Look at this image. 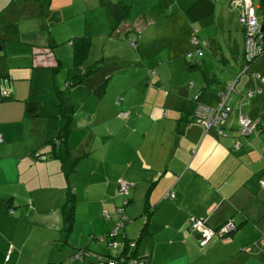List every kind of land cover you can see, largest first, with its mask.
Masks as SVG:
<instances>
[{"label":"crops","instance_id":"crops-1","mask_svg":"<svg viewBox=\"0 0 264 264\" xmlns=\"http://www.w3.org/2000/svg\"><path fill=\"white\" fill-rule=\"evenodd\" d=\"M251 3L262 20L264 0ZM200 15L183 0H0V264L126 251L100 240L116 225L120 180L132 184L122 232L139 264H264V58L242 74L244 25L243 51L223 44L231 58L217 37L188 56ZM234 80L224 133L207 130L194 96L215 106ZM241 114L260 120L250 135ZM191 216L238 229L202 246Z\"/></svg>","mask_w":264,"mask_h":264},{"label":"built area","instance_id":"built-area-1","mask_svg":"<svg viewBox=\"0 0 264 264\" xmlns=\"http://www.w3.org/2000/svg\"><path fill=\"white\" fill-rule=\"evenodd\" d=\"M232 6L234 8H240L241 13L239 21L244 25L246 30L242 74H247L249 73L250 65L254 61L259 58H264V17L262 20L258 18L251 0H232ZM130 43L132 46H136L135 40L130 41ZM191 43L193 49L188 53V56L190 57L204 55L209 46L207 41L200 40L196 35L192 36ZM252 76L260 78V75L257 73H253ZM261 79L264 81V77ZM237 81L238 80L232 81L219 92V102L215 106L203 102L200 93L194 96L193 100L196 102V108L193 117L207 130L214 127L220 135L224 133V124L233 111V107L229 103V97L232 91L236 89ZM257 91L261 92L262 89L258 88ZM11 93V89H2V95L4 97H9ZM254 94V89H249L247 92V96H253ZM122 100L123 98L118 99V105L121 104ZM119 115L122 118H127L129 112L121 110ZM259 123L260 120L255 121L249 118L246 114H241L239 117L240 134L245 136L252 134L257 129ZM2 140L3 138L0 136V141ZM236 146H240L239 141L236 143ZM42 159H45V156H42ZM261 184L264 186V180L261 181ZM131 187L132 184L130 182L125 180L119 181L117 193L123 198V204L116 209V225L107 235L100 237V240L105 242L110 248H117L120 241L125 242L127 245L126 251L120 253L116 257L110 258L99 255L98 259L101 264H139L143 262L141 258L134 254L137 247V241L128 239L126 234L122 232L127 220H129L125 212V205L127 204V198L130 195ZM170 196L174 197V194L171 193ZM105 216L106 218H109L107 212H105ZM188 227L193 233L200 234L201 237L199 238V241L203 246L215 237L232 234L238 229V224L233 219H229L221 226L214 228L207 224L206 220L191 216L188 220ZM86 253H88L86 250H79L76 257L82 258ZM9 257L10 256L7 255V259H9Z\"/></svg>","mask_w":264,"mask_h":264},{"label":"rangeland","instance_id":"rangeland-1","mask_svg":"<svg viewBox=\"0 0 264 264\" xmlns=\"http://www.w3.org/2000/svg\"><path fill=\"white\" fill-rule=\"evenodd\" d=\"M183 2L186 7H189L192 14L201 13L202 20L196 21L194 25L200 30L202 29V32H199V37L202 35L201 39H205L203 41L210 42L206 37H217L221 45H223L225 42L235 44V40H237L243 51V24L239 21L238 17L233 18L231 16L233 11L231 10L230 3H227L226 0H219L218 2L215 0H183ZM219 51L222 52L223 56L228 57L229 53L224 45L223 48H219ZM231 57L232 55L228 58ZM196 73L199 74L200 72L196 71ZM216 73L220 76L221 70H218Z\"/></svg>","mask_w":264,"mask_h":264},{"label":"trees","instance_id":"trees-1","mask_svg":"<svg viewBox=\"0 0 264 264\" xmlns=\"http://www.w3.org/2000/svg\"><path fill=\"white\" fill-rule=\"evenodd\" d=\"M132 41V40H131ZM149 74H150V76L151 75H153V74H156V71L154 70V71H152V70H149ZM10 97V96H9ZM6 98H8V97H6ZM70 202L72 201V199H70L69 200ZM149 209L150 208H147V211H149ZM71 217H72V211H71V209H69L67 212H66V214H65V218H66V221H70L71 220ZM80 250H82V249H80ZM84 250H87L86 248H84Z\"/></svg>","mask_w":264,"mask_h":264},{"label":"water","instance_id":"water-1","mask_svg":"<svg viewBox=\"0 0 264 264\" xmlns=\"http://www.w3.org/2000/svg\"><path fill=\"white\" fill-rule=\"evenodd\" d=\"M199 236L198 237H201L200 234H198Z\"/></svg>","mask_w":264,"mask_h":264}]
</instances>
